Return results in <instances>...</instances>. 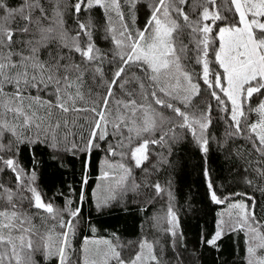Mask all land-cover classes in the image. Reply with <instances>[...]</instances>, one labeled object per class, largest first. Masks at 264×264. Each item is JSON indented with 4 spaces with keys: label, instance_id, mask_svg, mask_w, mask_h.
Masks as SVG:
<instances>
[{
    "label": "snow or ice",
    "instance_id": "1",
    "mask_svg": "<svg viewBox=\"0 0 264 264\" xmlns=\"http://www.w3.org/2000/svg\"><path fill=\"white\" fill-rule=\"evenodd\" d=\"M138 5L146 13L142 28L136 27ZM95 8L105 14V38L112 42L107 51L93 40ZM69 20L74 29L66 26ZM202 86L228 114V135L244 136L251 146L247 155L254 156L244 171L264 182V0H21L18 6L0 0V174H12L11 184L0 181V264H37V253L57 264H160L147 240L129 259L115 236L117 243L85 237L77 253L80 207L72 208L71 200L63 209L45 201L35 169L19 163V148L47 143L90 159L106 142L103 150L120 162L105 158L110 171L102 178L118 175L107 195L96 197L102 208L118 195L138 192L133 169L148 161L150 145L180 139L176 129L190 130L200 150L209 152L212 105L199 107ZM6 133L11 139L4 143ZM144 187L157 195L166 191L159 183ZM208 188L216 204L231 199L219 197L210 179ZM167 194V231L176 236L179 217ZM229 208L236 212L229 211L227 230L244 232L247 264H264V219L257 218L255 204L241 200ZM225 225L221 219L209 244H216Z\"/></svg>",
    "mask_w": 264,
    "mask_h": 264
},
{
    "label": "trees",
    "instance_id": "2",
    "mask_svg": "<svg viewBox=\"0 0 264 264\" xmlns=\"http://www.w3.org/2000/svg\"><path fill=\"white\" fill-rule=\"evenodd\" d=\"M7 2L9 6H18L21 0ZM137 7L136 27L142 28L146 13L139 10V5ZM92 17L95 24L93 40L97 47L107 51L112 47V42L105 38L107 34L103 9H93ZM66 26L70 29L75 27L70 20ZM193 67L200 71L199 66ZM212 67L215 68V64ZM105 72L108 73V67ZM100 91L105 89L101 88ZM202 97L203 100L197 97V100L201 101L200 108L206 104L212 105V122L206 130L209 152L204 154L200 150L190 130L176 129L180 139L170 141L166 146L150 145L148 161L144 163L143 168L133 169L137 183L141 184L138 192L118 195L117 199L102 208H97L96 197L106 196L107 187L114 181L111 180L112 175L107 179L102 178L104 171H110L105 168V158L112 163L120 162L119 156H108L103 150L106 142H101V149L94 150L90 159L84 152L73 154L64 151L63 146L60 151H54L47 143L20 146L19 163L26 170L35 169V186L45 201H51L54 206L63 209L67 201L71 200L72 208L80 207V215L74 220L77 234L73 245L77 253L85 237L90 240L111 239L113 243H117V240L113 239L115 236L123 246L122 256L127 259L139 252V244L147 240L154 245L160 264H247L245 234L243 231L227 230L229 216L226 213L230 211V203L245 200L250 205L254 203L257 218L264 219V182L251 169L244 171L248 168L246 161L254 156L247 155L251 147L248 140L244 136L228 135L232 131L228 114L220 110L217 102L211 99L203 86ZM256 103L257 98L254 96L253 106ZM256 118L255 114L250 117L251 120ZM9 139L11 137L6 133L4 143ZM109 140L112 138L109 137ZM2 154L5 157L10 155ZM123 162L130 163L127 160ZM252 167L257 165L253 162ZM85 174L88 176L86 185L83 184ZM209 179L219 197L223 199L225 196H231V199L223 204L213 202L208 188ZM248 179L253 183H247ZM0 181L11 184L12 174H0ZM145 183H159L166 191L157 195L152 187H144ZM168 190L172 193L171 203L179 217L176 236L167 231L170 227L166 222ZM82 191L85 196L83 201L80 200ZM233 193L240 195H232ZM246 197L253 199L247 200ZM25 207L27 208L26 202ZM235 212L233 209V215ZM220 213H224V216ZM64 219H68L67 213L64 214ZM221 219L226 222L224 234L215 245H211L208 241L215 237ZM35 223L40 225V219ZM47 224L54 225L56 221L48 219ZM56 230L60 231L59 227ZM35 259L37 264H57L55 258L46 260L39 253ZM76 259L77 255L74 254L73 260Z\"/></svg>",
    "mask_w": 264,
    "mask_h": 264
},
{
    "label": "rangeland",
    "instance_id": "3",
    "mask_svg": "<svg viewBox=\"0 0 264 264\" xmlns=\"http://www.w3.org/2000/svg\"><path fill=\"white\" fill-rule=\"evenodd\" d=\"M115 175H118V174H115V173L112 174L111 180H114V176H115ZM113 182H114V181H113ZM113 182H112V183H113ZM230 211L233 212V209H230ZM228 213H229V212H227L226 214H228ZM227 217H228V216H227ZM226 219H227V218H226ZM158 224H159V222H158ZM155 227L157 228V224H156ZM158 230H159V229H158ZM129 252H130V251H129ZM124 258H125V257H124ZM125 259H127V258H125Z\"/></svg>",
    "mask_w": 264,
    "mask_h": 264
}]
</instances>
